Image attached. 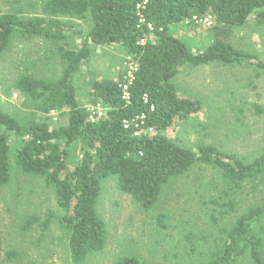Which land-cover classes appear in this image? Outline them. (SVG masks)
<instances>
[{"label": "trees", "instance_id": "16d2710c", "mask_svg": "<svg viewBox=\"0 0 264 264\" xmlns=\"http://www.w3.org/2000/svg\"><path fill=\"white\" fill-rule=\"evenodd\" d=\"M143 3L144 0H44L42 11L50 20L15 14L0 16V60L14 37L64 40L74 34L82 39L77 51L61 49L67 67L59 79L22 77L15 85V91L37 104L38 113L65 111L67 126L52 128L36 119L23 123L0 112V189L11 179V140L16 137L21 140L16 150L21 171L44 177L47 187L55 192L62 211L57 219L68 237L72 264H84L107 246L108 224L98 210L104 181L115 179L119 190L148 212L157 205L171 180L197 164L218 169L236 187L264 176V147L258 157L246 163L215 146L191 149L165 136L176 122L188 121L202 109L199 99L182 96L174 82L182 67L222 63L264 71L263 58L233 43L236 28L244 26L252 16L264 24V0ZM73 16L89 18L88 30H72L53 19ZM207 18L212 19V40L202 52H192L171 33L181 23L196 29L198 22ZM114 45L126 53L132 75L128 77L127 71L118 79L92 83V104L105 110L104 117L92 123L89 111L79 102L74 79L85 67L94 46ZM125 86L129 99L125 98ZM149 128L154 132L148 133ZM75 149L81 158L71 167L69 159ZM53 218L49 215L44 222L46 229ZM38 220L30 217L24 229ZM158 220L163 223L164 216ZM220 230L221 246L202 264H239L245 258L252 264H264V203L249 208L230 228ZM114 264L150 263L128 255Z\"/></svg>", "mask_w": 264, "mask_h": 264}, {"label": "rangeland", "instance_id": "374dc122", "mask_svg": "<svg viewBox=\"0 0 264 264\" xmlns=\"http://www.w3.org/2000/svg\"><path fill=\"white\" fill-rule=\"evenodd\" d=\"M44 0H0V16L44 18ZM264 11V10H263ZM262 11V12H263ZM72 30H88L90 19L56 17ZM171 33L194 53L211 44L209 27L190 28L181 23ZM233 43L264 59V24L256 16L235 30ZM78 35L64 40L42 37H14L0 60V112L20 122L36 119L52 128L68 125L65 111L48 115L36 111L37 104L15 91L22 77L46 81L59 79L67 67L61 49L77 51ZM133 69L119 46H94L85 67L75 76L80 104L93 113L92 83L118 79ZM128 76V75H127ZM184 97L199 99L201 111L185 122H176L165 136L185 147L212 145L236 155L246 163L258 157L264 147V71L247 65L211 63L187 65L174 79ZM3 129L0 127V131ZM21 140H11V179L0 189L1 264H72L69 243L58 217L62 211L55 192L42 176L26 174L16 161ZM81 158L76 149L70 166ZM264 203V176L241 186L227 182L221 171L197 164L181 177L171 180L157 205L146 212L121 192L115 179L102 184L98 202L100 215L108 224L106 248L90 256L84 264H114L122 256H137L150 264H202L221 246L220 229L230 228L249 208ZM49 215L54 218L46 229ZM164 216L163 223L158 217ZM38 220L24 229L30 217ZM239 264H252L243 259Z\"/></svg>", "mask_w": 264, "mask_h": 264}, {"label": "built area", "instance_id": "2783aa9c", "mask_svg": "<svg viewBox=\"0 0 264 264\" xmlns=\"http://www.w3.org/2000/svg\"><path fill=\"white\" fill-rule=\"evenodd\" d=\"M146 1H147V0H144V3H143L144 5L146 4ZM138 8H141V7L139 6ZM198 24L210 28V27L212 26V19H211V18H207V19H205V20H203V21H201V22H198ZM145 41H146L145 39H144V40H141V44H144ZM131 75H132V70H131V72H129L128 77H131ZM126 90H127V87L125 86V87H124L125 98H126V99H129V95H128V93H127ZM104 115H105V110H104L101 106H94L93 113L90 114V121H91L92 123H95V122H97L99 119L103 118ZM137 126H138V124H137ZM147 132H148V133H153L154 130H153V128H149V129L147 130Z\"/></svg>", "mask_w": 264, "mask_h": 264}]
</instances>
